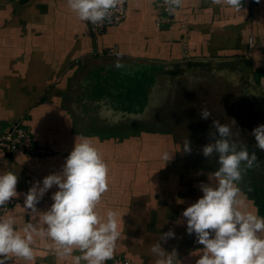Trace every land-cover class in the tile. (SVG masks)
<instances>
[{"label": "crops", "instance_id": "obj_1", "mask_svg": "<svg viewBox=\"0 0 264 264\" xmlns=\"http://www.w3.org/2000/svg\"><path fill=\"white\" fill-rule=\"evenodd\" d=\"M157 1L126 0V19L94 34L67 0H0V125L21 119L35 142L51 150L44 157L0 150V173L18 176V202L0 216H15L17 230L27 222L40 226L23 208L22 193L61 172L76 137L84 135L109 167V190L98 210L122 217L114 257L156 264L150 249L159 242L166 252L175 250L180 264H196L203 245L188 234L182 213L202 197L201 183H215L210 174L217 169L185 162L172 133L150 128L153 98L157 90L167 96L170 83L226 77L229 85L256 92L264 105V0H242L239 12L211 0H184L162 24ZM116 51L124 53L125 68L114 67ZM136 78L148 82L138 96L129 92ZM101 100L115 110L117 123L100 117ZM165 151L173 153L166 164ZM239 186L249 209L264 217L249 188ZM56 191L45 193L39 212L51 207ZM169 230L174 238L160 241ZM33 247L34 261L12 257L8 264H72L39 238Z\"/></svg>", "mask_w": 264, "mask_h": 264}, {"label": "clouds", "instance_id": "obj_2", "mask_svg": "<svg viewBox=\"0 0 264 264\" xmlns=\"http://www.w3.org/2000/svg\"><path fill=\"white\" fill-rule=\"evenodd\" d=\"M183 3L184 0H164L169 14H175ZM211 3L237 12L242 10V0H211ZM124 4L125 0H67L68 8L80 21L96 26L111 22L114 11L121 10ZM114 55L117 57L114 67L125 68L124 53L116 51ZM98 104L102 119L118 122L110 104L104 100ZM200 115L207 120L212 113L202 108ZM232 123L234 126L235 121ZM213 127L216 131L211 134V142L203 146L202 154L207 158L218 156V170L210 174L215 183H201L202 197L182 213L188 234L195 233L196 242L203 245L196 264H264V217L249 209L247 197L239 186L245 173L258 167L257 154L255 151L250 154L247 146L231 140L229 125L213 120ZM251 134L256 147L264 150V124L255 127ZM183 151L191 152L187 138L183 141ZM172 154L162 153L165 164L172 159ZM17 183L16 173H0V209L18 196ZM53 186H57L58 191L52 194L51 207L39 212L37 204ZM108 190L109 167L93 138L76 137L62 171L46 176L42 185L33 183L25 194L23 208L39 217L40 226L27 222L17 230L15 216H0V264H8L12 257L34 261L33 246L37 238L59 259L71 258L72 264H107L114 257L122 221L117 211L108 209L102 216L98 210ZM248 191L252 189L249 187ZM174 235L169 230L161 234L159 240L167 242ZM150 251L157 257L156 264H177L175 250L168 253L159 242H155ZM75 252L79 254L74 255Z\"/></svg>", "mask_w": 264, "mask_h": 264}, {"label": "rangeland", "instance_id": "obj_3", "mask_svg": "<svg viewBox=\"0 0 264 264\" xmlns=\"http://www.w3.org/2000/svg\"><path fill=\"white\" fill-rule=\"evenodd\" d=\"M199 77V78H198ZM178 85V86H177ZM169 84L168 95L154 96L150 128L168 131L177 138L182 146L181 158L185 162H196L218 170V156L204 157L203 146L211 142V134L216 130L213 120L231 127V140L240 146H247L249 153L256 152L258 167L248 170L240 185L251 187V181H264V150L256 147L252 130L264 124V105L257 93L249 92L246 87L229 85L226 77L196 76L182 84ZM129 87H132L129 86ZM138 96V95H137ZM207 108L212 115L201 118V109ZM232 120L235 121L233 126ZM190 141L191 152L183 151V141ZM219 138V137H217ZM262 164V167L260 165Z\"/></svg>", "mask_w": 264, "mask_h": 264}, {"label": "built area", "instance_id": "obj_4", "mask_svg": "<svg viewBox=\"0 0 264 264\" xmlns=\"http://www.w3.org/2000/svg\"><path fill=\"white\" fill-rule=\"evenodd\" d=\"M156 8L159 12L157 23H168L171 20V15L166 11L164 0L156 2ZM127 17L126 0L123 8L119 11H114L111 22L105 21L102 25L96 26L90 23V29L94 34H102L109 26L117 25L123 22ZM113 51V50H112ZM109 53H113V52ZM0 150L5 152L23 151L29 155L44 157L51 153V150L38 145L35 142L32 132L24 124L23 120L19 119L9 125H0ZM27 192H23L25 197ZM18 202L17 198H13L4 208L0 209V215L8 211L11 207L15 206ZM110 264H132L131 260L126 257L116 256Z\"/></svg>", "mask_w": 264, "mask_h": 264}, {"label": "trees", "instance_id": "obj_5", "mask_svg": "<svg viewBox=\"0 0 264 264\" xmlns=\"http://www.w3.org/2000/svg\"><path fill=\"white\" fill-rule=\"evenodd\" d=\"M144 79L146 80V78ZM145 80L136 78V80L131 81L132 87H129V92L134 91L136 95L144 93L148 83ZM260 167H262V164ZM250 185L252 191H248L249 195L254 199L256 204L259 206L261 213L264 215V181L263 183H260L258 180H253Z\"/></svg>", "mask_w": 264, "mask_h": 264}]
</instances>
